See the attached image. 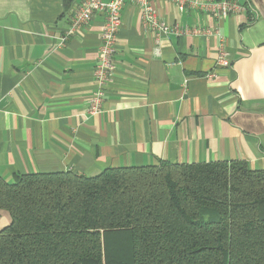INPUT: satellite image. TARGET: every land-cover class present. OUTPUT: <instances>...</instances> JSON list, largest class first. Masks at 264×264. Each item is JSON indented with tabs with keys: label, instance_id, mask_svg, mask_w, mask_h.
<instances>
[{
	"label": "crops",
	"instance_id": "crops-1",
	"mask_svg": "<svg viewBox=\"0 0 264 264\" xmlns=\"http://www.w3.org/2000/svg\"><path fill=\"white\" fill-rule=\"evenodd\" d=\"M150 1L170 24L220 33L158 38L140 1L126 0L116 69L91 113L103 15L62 41L82 0L69 9L64 0H0L1 177L163 161L264 169V0H239L247 9L226 17L190 0ZM222 47L231 67L217 65Z\"/></svg>",
	"mask_w": 264,
	"mask_h": 264
},
{
	"label": "trees",
	"instance_id": "trees-1",
	"mask_svg": "<svg viewBox=\"0 0 264 264\" xmlns=\"http://www.w3.org/2000/svg\"><path fill=\"white\" fill-rule=\"evenodd\" d=\"M2 210L0 264H264V169L245 160L0 176Z\"/></svg>",
	"mask_w": 264,
	"mask_h": 264
},
{
	"label": "built area",
	"instance_id": "built-area-1",
	"mask_svg": "<svg viewBox=\"0 0 264 264\" xmlns=\"http://www.w3.org/2000/svg\"><path fill=\"white\" fill-rule=\"evenodd\" d=\"M142 11V21L145 28L155 30L158 38L167 33L182 35L219 34V27L199 28L194 25L177 22L170 24L160 18L153 8L150 0H139ZM126 0H82L76 13L73 16L70 28L62 36V41H66L75 34L96 15L101 14L104 18L101 32L100 56L95 68L96 91L89 100V111L100 113L104 103L108 84L115 72L117 52V42L119 31L122 25V11ZM192 8L205 11H213L221 17H226L234 13H242L247 9L239 0H190ZM217 65L221 67H231L232 59L230 52L222 47L219 49ZM213 73L208 78L213 77Z\"/></svg>",
	"mask_w": 264,
	"mask_h": 264
},
{
	"label": "rangeland",
	"instance_id": "rangeland-1",
	"mask_svg": "<svg viewBox=\"0 0 264 264\" xmlns=\"http://www.w3.org/2000/svg\"><path fill=\"white\" fill-rule=\"evenodd\" d=\"M10 222V216L9 213L7 211H0V230L6 226L7 224H9Z\"/></svg>",
	"mask_w": 264,
	"mask_h": 264
}]
</instances>
